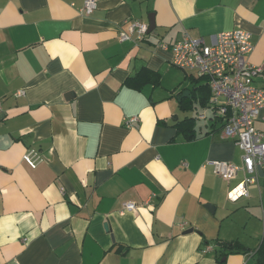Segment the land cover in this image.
I'll list each match as a JSON object with an SVG mask.
<instances>
[{
	"label": "crops",
	"instance_id": "crops-1",
	"mask_svg": "<svg viewBox=\"0 0 264 264\" xmlns=\"http://www.w3.org/2000/svg\"><path fill=\"white\" fill-rule=\"evenodd\" d=\"M83 1L0 0V264H217L218 240L246 249L224 264H256L264 170L247 197L227 199L244 173L227 181L203 164L240 165L241 150L209 97L188 110L195 138L177 131L189 116L177 93L195 75L172 67L169 46L241 29L248 62L264 68V0H97L90 15ZM149 16L142 40L118 38ZM143 66L164 85H128ZM254 126L264 129V107ZM124 202L136 210L120 214Z\"/></svg>",
	"mask_w": 264,
	"mask_h": 264
},
{
	"label": "built area",
	"instance_id": "built-area-1",
	"mask_svg": "<svg viewBox=\"0 0 264 264\" xmlns=\"http://www.w3.org/2000/svg\"><path fill=\"white\" fill-rule=\"evenodd\" d=\"M96 8L97 0H84L79 12L90 15ZM127 29L119 31L120 40L140 41L148 33V24L131 20ZM161 46L168 48L166 44ZM169 47L172 65L185 72H195L204 79L210 91L208 105L212 116L221 124V136L233 140L241 150L240 165L209 159L203 167H210L214 174L227 181L242 171L243 178L229 188L227 199L236 201L247 197L249 185L255 184L259 178L257 166L264 170V129L254 126L264 107V87L256 84V79L264 75V68L247 60L254 48L251 34L241 29L222 31L212 34L207 43L203 37L193 38L184 32L182 38ZM200 117L206 115L200 114ZM135 119L133 117L128 122ZM23 158L30 166L36 165L30 153ZM136 207L134 202H124L119 213L132 212Z\"/></svg>",
	"mask_w": 264,
	"mask_h": 264
},
{
	"label": "trees",
	"instance_id": "trees-1",
	"mask_svg": "<svg viewBox=\"0 0 264 264\" xmlns=\"http://www.w3.org/2000/svg\"><path fill=\"white\" fill-rule=\"evenodd\" d=\"M202 77H194L191 80V86L189 87V95L186 97H182L179 101L180 109L183 111L193 110L196 107H202L206 104L210 91L208 86L200 83V79ZM161 73L159 71H153L146 67H141L132 77H129L127 80V84L140 88L145 83H151L153 86H157L160 84ZM200 83V84H199ZM183 89L177 93V97L179 98L182 94ZM195 116H185L181 120H176L174 125L177 128L179 133H182L186 140H191L195 138ZM217 245L219 247L218 255H216L217 264H224V257L229 253H238L246 251L240 243L236 240L232 241H224L218 240ZM257 259L256 264H264V246L263 244L256 251Z\"/></svg>",
	"mask_w": 264,
	"mask_h": 264
},
{
	"label": "rangeland",
	"instance_id": "rangeland-1",
	"mask_svg": "<svg viewBox=\"0 0 264 264\" xmlns=\"http://www.w3.org/2000/svg\"><path fill=\"white\" fill-rule=\"evenodd\" d=\"M173 68H175V70H179V71H181V72H183V70L182 69H180V68H178V67H176V66H172ZM194 73V75H195V77H197L198 76V74L197 73H195V72H193ZM166 75V74H165ZM165 78H166V81H167V83H175V81H176V73H173V74H170V73H168L166 76H165ZM164 83V82H163ZM162 83V81H161V84L160 85H164ZM173 85V84H172ZM176 87H178V86H176ZM205 110V109H204ZM206 110H208V113L210 114L211 113V110H209V109H206ZM205 110V111H206ZM188 113L187 114H189V116H192L194 113L193 112H191V111H187Z\"/></svg>",
	"mask_w": 264,
	"mask_h": 264
},
{
	"label": "water",
	"instance_id": "water-1",
	"mask_svg": "<svg viewBox=\"0 0 264 264\" xmlns=\"http://www.w3.org/2000/svg\"><path fill=\"white\" fill-rule=\"evenodd\" d=\"M154 28V19L152 16H149V23H148V32H150L152 29ZM189 90H185L182 95L180 96L181 97H184V96H188L189 95ZM179 98V99H180ZM257 171H258V174L260 176H263V169L260 165L257 166Z\"/></svg>",
	"mask_w": 264,
	"mask_h": 264
}]
</instances>
